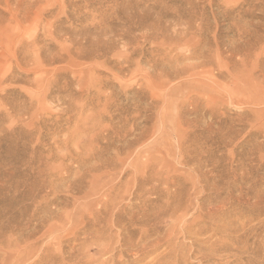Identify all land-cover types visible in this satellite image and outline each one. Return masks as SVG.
I'll use <instances>...</instances> for the list:
<instances>
[{
  "label": "rangeland",
  "instance_id": "1",
  "mask_svg": "<svg viewBox=\"0 0 264 264\" xmlns=\"http://www.w3.org/2000/svg\"><path fill=\"white\" fill-rule=\"evenodd\" d=\"M0 264H264V0H0Z\"/></svg>",
  "mask_w": 264,
  "mask_h": 264
},
{
  "label": "bare ground",
  "instance_id": "2",
  "mask_svg": "<svg viewBox=\"0 0 264 264\" xmlns=\"http://www.w3.org/2000/svg\"><path fill=\"white\" fill-rule=\"evenodd\" d=\"M256 204V203H255Z\"/></svg>",
  "mask_w": 264,
  "mask_h": 264
}]
</instances>
